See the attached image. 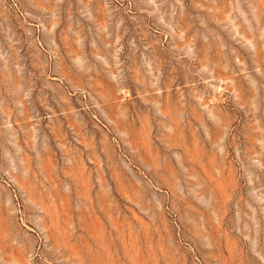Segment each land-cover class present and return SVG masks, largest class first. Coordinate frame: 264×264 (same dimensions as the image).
<instances>
[{
	"label": "rangeland",
	"instance_id": "1",
	"mask_svg": "<svg viewBox=\"0 0 264 264\" xmlns=\"http://www.w3.org/2000/svg\"><path fill=\"white\" fill-rule=\"evenodd\" d=\"M0 264H264V0H0Z\"/></svg>",
	"mask_w": 264,
	"mask_h": 264
}]
</instances>
